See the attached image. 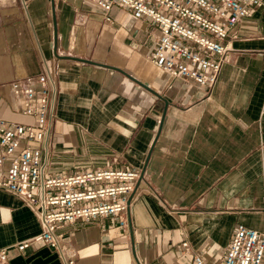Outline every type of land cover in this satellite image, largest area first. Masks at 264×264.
I'll return each instance as SVG.
<instances>
[{"label":"crops","instance_id":"0c3cea01","mask_svg":"<svg viewBox=\"0 0 264 264\" xmlns=\"http://www.w3.org/2000/svg\"><path fill=\"white\" fill-rule=\"evenodd\" d=\"M159 33L118 2L0 0V116L34 121L10 82L44 73L54 113L33 145L48 170L143 172L127 225L117 213L68 222L59 247H11L9 264H67V248L75 264H218L239 223L264 232V0L229 29L212 87L155 66ZM39 229L37 208L0 188V247Z\"/></svg>","mask_w":264,"mask_h":264},{"label":"built area","instance_id":"2783aa9c","mask_svg":"<svg viewBox=\"0 0 264 264\" xmlns=\"http://www.w3.org/2000/svg\"><path fill=\"white\" fill-rule=\"evenodd\" d=\"M109 10L114 3L151 18L159 28L150 59L174 77L212 87L228 50L229 29L253 14L263 0H96ZM110 20V15L106 14ZM234 35V33H233ZM20 99V111L32 122L0 116V188L10 190L37 208L40 229L24 240L0 247V264H9L11 247L25 249L30 242L59 247L68 222L110 213L121 214L127 225V210L133 202L140 169L96 166L72 172H50L46 151L33 142L50 131L54 113L55 87L44 73L27 75L10 82ZM218 264H263L264 232L239 223ZM188 246V241H183ZM75 252L67 248V264H75ZM195 264H206L198 254Z\"/></svg>","mask_w":264,"mask_h":264},{"label":"water","instance_id":"95a60500","mask_svg":"<svg viewBox=\"0 0 264 264\" xmlns=\"http://www.w3.org/2000/svg\"><path fill=\"white\" fill-rule=\"evenodd\" d=\"M53 15H54V8H53ZM56 15H54V30H56L55 29V25H56V17H55ZM66 56H68V57H73V58H77V59H80V60H83V61H87V62H94V63H98V64H101V65H107V66H110V67H114V66H112V65H110V64H103V63H100V62H97V61H95V60H92V59H87V58H83V57H79V56H76V57H74V56H69V55H66ZM114 68H116V69H118L119 70V68H117V67H114ZM142 171H141V175H142Z\"/></svg>","mask_w":264,"mask_h":264}]
</instances>
